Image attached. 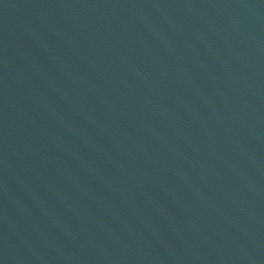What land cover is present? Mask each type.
<instances>
[{
    "label": "water",
    "instance_id": "obj_1",
    "mask_svg": "<svg viewBox=\"0 0 264 264\" xmlns=\"http://www.w3.org/2000/svg\"><path fill=\"white\" fill-rule=\"evenodd\" d=\"M0 264H264V0H0Z\"/></svg>",
    "mask_w": 264,
    "mask_h": 264
}]
</instances>
